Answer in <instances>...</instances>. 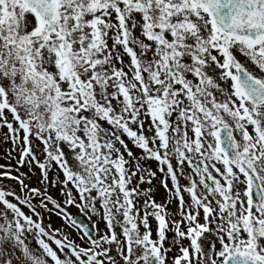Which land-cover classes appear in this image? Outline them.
Returning <instances> with one entry per match:
<instances>
[{"label":"snow or ice","instance_id":"snow-or-ice-1","mask_svg":"<svg viewBox=\"0 0 264 264\" xmlns=\"http://www.w3.org/2000/svg\"><path fill=\"white\" fill-rule=\"evenodd\" d=\"M0 142V264H264V0H0Z\"/></svg>","mask_w":264,"mask_h":264},{"label":"rangeland","instance_id":"rangeland-1","mask_svg":"<svg viewBox=\"0 0 264 264\" xmlns=\"http://www.w3.org/2000/svg\"><path fill=\"white\" fill-rule=\"evenodd\" d=\"M6 131V129H5ZM11 149V144L8 142H0V164H8L9 161L8 159H6V154L10 151ZM71 149L69 147H67L66 145L63 146L62 150H68ZM13 155H15V153H13ZM66 159V156H65ZM10 163L12 165H15L16 160L13 159L10 161ZM153 169L155 168V164L152 165ZM22 171H27V168L22 169ZM51 176V174H50ZM62 178V177H61ZM3 182H7L10 183L11 185H13L14 187H16V190L19 191V187L15 185V182L10 181V180H4ZM153 184L155 186V190H156V199L158 201H163L166 197V193L164 191V189L162 187L159 186V174H158V178L157 180L153 181ZM32 186H40V182H39V170L36 169L35 170V174L32 176ZM49 191L51 192V194L57 198V199H62L59 196V192L56 189H52L50 188ZM51 207V205H50ZM72 212L77 215L80 214L79 210L76 208H72ZM44 218H46L47 223H51V225L53 227L57 226V228L62 227L63 225V221L61 219H59L57 216L52 215L51 218L49 219V214L48 213H44ZM93 220H95V217L92 218ZM101 228L103 227V224L99 225ZM73 235H75V232H73Z\"/></svg>","mask_w":264,"mask_h":264},{"label":"bare ground","instance_id":"bare-ground-1","mask_svg":"<svg viewBox=\"0 0 264 264\" xmlns=\"http://www.w3.org/2000/svg\"><path fill=\"white\" fill-rule=\"evenodd\" d=\"M66 159L70 162L69 166H74L76 164L75 161V152L73 149L65 150Z\"/></svg>","mask_w":264,"mask_h":264},{"label":"water","instance_id":"water-1","mask_svg":"<svg viewBox=\"0 0 264 264\" xmlns=\"http://www.w3.org/2000/svg\"><path fill=\"white\" fill-rule=\"evenodd\" d=\"M4 184H6V185H9L8 183H4ZM80 215H77V217H79ZM112 255H115V253L113 252V253H111Z\"/></svg>","mask_w":264,"mask_h":264},{"label":"flooded vegetation","instance_id":"flooded-vegetation-1","mask_svg":"<svg viewBox=\"0 0 264 264\" xmlns=\"http://www.w3.org/2000/svg\"><path fill=\"white\" fill-rule=\"evenodd\" d=\"M44 222L47 223L46 218H45ZM52 227H53V226H52ZM53 228H57V226H55V227H53Z\"/></svg>","mask_w":264,"mask_h":264}]
</instances>
